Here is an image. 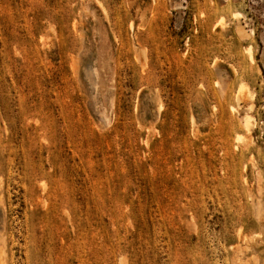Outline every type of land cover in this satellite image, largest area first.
<instances>
[{
    "label": "rangeland",
    "instance_id": "obj_1",
    "mask_svg": "<svg viewBox=\"0 0 264 264\" xmlns=\"http://www.w3.org/2000/svg\"><path fill=\"white\" fill-rule=\"evenodd\" d=\"M0 239L264 264V0H0Z\"/></svg>",
    "mask_w": 264,
    "mask_h": 264
},
{
    "label": "bare ground",
    "instance_id": "obj_2",
    "mask_svg": "<svg viewBox=\"0 0 264 264\" xmlns=\"http://www.w3.org/2000/svg\"><path fill=\"white\" fill-rule=\"evenodd\" d=\"M138 9V8H137ZM240 17H241V13L238 11L232 12V18H234L235 20H237L238 24L235 28L237 35H239L240 37H250L252 35V32L247 31L240 23ZM140 52H142L141 50H139ZM136 52V51H135ZM140 52H136V53H140ZM138 56V55H137ZM247 93L248 94V90L246 87H242L239 89V95L240 94H244ZM251 94V93H250ZM240 98L238 97V100ZM248 109V108H247ZM249 109H251V107H249ZM252 110V109H251ZM249 111V110H248ZM249 113V112H248ZM242 123L244 125V127L246 128V132L251 131V123L253 122L252 118L249 115H246L243 119H242ZM254 124V122H253ZM249 134V133H248ZM12 250L10 249L9 245H8V241L7 240H1L0 239V264H10V259H11V255H12Z\"/></svg>",
    "mask_w": 264,
    "mask_h": 264
}]
</instances>
